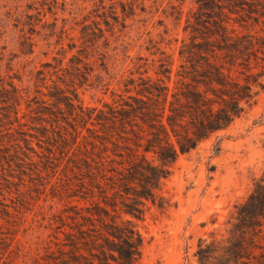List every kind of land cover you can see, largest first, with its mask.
Returning a JSON list of instances; mask_svg holds the SVG:
<instances>
[{
  "label": "rangeland",
  "instance_id": "rangeland-1",
  "mask_svg": "<svg viewBox=\"0 0 264 264\" xmlns=\"http://www.w3.org/2000/svg\"><path fill=\"white\" fill-rule=\"evenodd\" d=\"M221 77L242 113L136 197ZM263 194L264 0H0V264H80L130 228L142 264H237L238 241L264 264Z\"/></svg>",
  "mask_w": 264,
  "mask_h": 264
},
{
  "label": "trees",
  "instance_id": "trees-1",
  "mask_svg": "<svg viewBox=\"0 0 264 264\" xmlns=\"http://www.w3.org/2000/svg\"><path fill=\"white\" fill-rule=\"evenodd\" d=\"M220 82L223 85L219 87L216 94L221 99H214L205 93L196 91H191L188 95V102L191 103L196 120L194 121L193 129L188 131L187 134L178 133L175 127L178 111L169 115L168 122L176 136L177 143L169 139L170 131L168 128L163 129V137L158 133L155 134L152 142H157L158 147H150L152 146L150 145L145 149L153 150L160 164L148 165L145 171L139 169L137 171L138 177L133 174L132 178H138L142 187L134 192L136 197L152 198L153 187L158 184V180L169 175V166L176 161L180 152L190 151L197 146L200 140L208 138L215 131L228 127L242 113L244 107L241 102L246 96L244 89L241 87L237 88L236 85H227L222 77ZM145 121L151 124V119L147 115ZM164 140L166 143H163ZM135 208L134 205H130L127 211L134 213ZM111 234L118 237L119 240L115 242L111 240L110 236L105 237L108 246L105 244L93 245V243H86L85 248L91 254V257H85L87 258L86 262L80 259V264H142L141 245L143 240L134 228H130L128 231L122 230V233L117 231V229L116 231L112 230ZM94 248H97L98 251H94ZM212 248L206 252L213 253L214 249ZM243 250L244 246L241 241L235 243L231 248L230 252L235 256L237 264H239L243 256ZM204 256L200 257L201 263L207 264L208 262ZM219 262L220 264H232V261L228 258L220 259Z\"/></svg>",
  "mask_w": 264,
  "mask_h": 264
}]
</instances>
